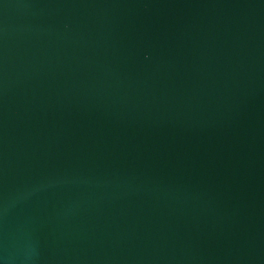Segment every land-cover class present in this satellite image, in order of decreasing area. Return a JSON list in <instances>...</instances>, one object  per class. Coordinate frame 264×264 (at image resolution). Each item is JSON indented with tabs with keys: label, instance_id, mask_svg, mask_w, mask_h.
I'll return each instance as SVG.
<instances>
[{
	"label": "water",
	"instance_id": "obj_1",
	"mask_svg": "<svg viewBox=\"0 0 264 264\" xmlns=\"http://www.w3.org/2000/svg\"><path fill=\"white\" fill-rule=\"evenodd\" d=\"M0 264H264V0H0Z\"/></svg>",
	"mask_w": 264,
	"mask_h": 264
}]
</instances>
